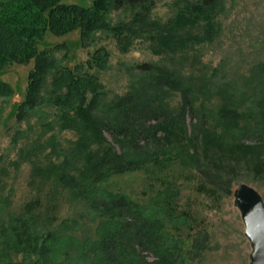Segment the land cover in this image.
Masks as SVG:
<instances>
[{"label": "rangeland", "instance_id": "obj_1", "mask_svg": "<svg viewBox=\"0 0 264 264\" xmlns=\"http://www.w3.org/2000/svg\"><path fill=\"white\" fill-rule=\"evenodd\" d=\"M186 1L194 0H155L151 16L170 20ZM222 4L214 35L174 52L156 53L144 37L121 51L105 29L97 30L84 46L78 30L62 36L47 30L38 43L39 48H52L58 65L80 64L98 76L103 94L96 113L104 114L112 100L134 89L138 98L176 117L172 140L150 147L157 158L112 174L97 186L99 193L123 194L146 215L160 219L168 245L177 244L181 264H250L253 246L235 199L238 185L255 188L264 205V0ZM107 17L115 23L127 19L129 12L112 9ZM186 28L198 35L204 30L202 23ZM100 46L108 52L106 66L87 65ZM144 62L179 74L192 105L182 119L177 116L180 92L152 84L151 76L139 68ZM33 65V59L11 61L0 71L13 88L11 94L0 95V264H106L92 249L100 217L59 175L63 168L77 174L86 155L108 142L118 151L133 147L104 130L107 141L95 139L85 153L72 158L79 134L65 125L72 111L53 99L52 73L43 83L42 102L18 116ZM67 158L70 166H64ZM22 230L25 237L19 241ZM198 231L208 233L207 243L192 258L190 244Z\"/></svg>", "mask_w": 264, "mask_h": 264}, {"label": "trees", "instance_id": "obj_2", "mask_svg": "<svg viewBox=\"0 0 264 264\" xmlns=\"http://www.w3.org/2000/svg\"><path fill=\"white\" fill-rule=\"evenodd\" d=\"M222 1H186L174 18L163 22L151 16L155 0H90L89 5L64 0H0V71L11 61H34L28 72L24 99L18 105V116L25 108L42 102L43 83L47 74L52 73V91L57 93L53 99L72 111L65 125L79 134L70 150L72 158L85 153L95 139L107 141L104 130L109 131L113 139L130 142L133 147L131 151L122 147L118 151L108 142L101 150L86 155V164L78 168L77 174L63 168L59 175L100 217L99 237L92 249L106 264H181L177 244L168 245L160 219L146 215L137 203L123 194L99 193L97 186L112 174L138 169L157 158L150 147L158 142L169 143L177 120L165 109L154 108L147 99L138 98L134 89L112 100L104 114L96 113L103 94L98 76L82 70L80 64L58 65L52 48H39L38 43L47 30L56 36L78 30L80 44L84 46L97 30L105 29L115 38L121 51H127L136 39L144 37L150 41L154 52H174L188 42L214 35L215 16L222 8ZM112 9H126L129 17L111 23L107 14ZM200 23L204 28L201 35L186 28ZM182 29L186 30L182 32ZM59 45L62 44H56L55 48ZM107 60L108 52L100 46L92 52L87 65L103 68ZM139 68L151 76L152 84L180 92L177 116L182 119L192 105L189 90L179 74L167 66L148 62L141 63ZM12 92L11 85L0 77V95ZM140 139H143L141 144ZM70 161L67 158L64 166H70ZM22 232L24 230L17 233L19 241L25 237ZM207 237L206 231H198L193 236L189 249L192 258L205 250ZM147 254L153 258H147Z\"/></svg>", "mask_w": 264, "mask_h": 264}, {"label": "water", "instance_id": "obj_3", "mask_svg": "<svg viewBox=\"0 0 264 264\" xmlns=\"http://www.w3.org/2000/svg\"><path fill=\"white\" fill-rule=\"evenodd\" d=\"M236 203L241 211L244 234L251 242L250 264H264V205L258 191L248 185H238Z\"/></svg>", "mask_w": 264, "mask_h": 264}]
</instances>
